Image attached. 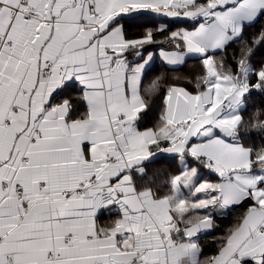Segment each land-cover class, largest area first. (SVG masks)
<instances>
[{"label":"snow or ice","instance_id":"1","mask_svg":"<svg viewBox=\"0 0 264 264\" xmlns=\"http://www.w3.org/2000/svg\"><path fill=\"white\" fill-rule=\"evenodd\" d=\"M260 49L264 0H0V264H264Z\"/></svg>","mask_w":264,"mask_h":264},{"label":"trees","instance_id":"2","mask_svg":"<svg viewBox=\"0 0 264 264\" xmlns=\"http://www.w3.org/2000/svg\"><path fill=\"white\" fill-rule=\"evenodd\" d=\"M248 31H249V33H251V32L254 31V29H249ZM261 57H264V49H260L256 53V59L257 60H259ZM194 64H195V61H189V63L187 65L183 66L182 68H179V69H176V70H169V72H170V74H172L173 71H175L177 73H188L189 71L192 70ZM159 68H160V61L157 58L156 65L154 66V73L153 74H155V72L158 71ZM261 100H262L261 97H259V96L255 97V105H256V107L260 106ZM154 116H155L154 113H150L146 117V126H150L153 123ZM158 168L168 169L170 171H173L168 163H165V164L159 166Z\"/></svg>","mask_w":264,"mask_h":264},{"label":"crops","instance_id":"3","mask_svg":"<svg viewBox=\"0 0 264 264\" xmlns=\"http://www.w3.org/2000/svg\"><path fill=\"white\" fill-rule=\"evenodd\" d=\"M165 163H168L169 166L172 168L173 171H175V168H176V163L175 162H172L171 160H167V159H162L160 160L156 165H154V167H159Z\"/></svg>","mask_w":264,"mask_h":264}]
</instances>
